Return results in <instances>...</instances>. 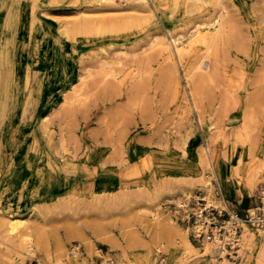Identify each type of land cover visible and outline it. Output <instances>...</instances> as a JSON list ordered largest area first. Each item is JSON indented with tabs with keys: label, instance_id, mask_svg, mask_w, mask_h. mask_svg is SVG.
I'll return each mask as SVG.
<instances>
[{
	"label": "rangeland",
	"instance_id": "374dc122",
	"mask_svg": "<svg viewBox=\"0 0 264 264\" xmlns=\"http://www.w3.org/2000/svg\"><path fill=\"white\" fill-rule=\"evenodd\" d=\"M27 3L38 59L29 64L27 32L24 49L14 45L16 111L0 114L5 160L16 159L0 189V264H229L214 244L207 252L208 241L190 238L177 202L196 189L216 201L204 186L222 190L220 160L228 174L238 166L234 182L250 186L253 199L264 187V175L250 179L264 150V0ZM221 14L225 42L192 76L206 46L190 47V36ZM175 42L187 49L178 53ZM38 86L43 95L17 126L21 95ZM242 225L239 251L257 243L264 258L260 234Z\"/></svg>",
	"mask_w": 264,
	"mask_h": 264
},
{
	"label": "crops",
	"instance_id": "0c3cea01",
	"mask_svg": "<svg viewBox=\"0 0 264 264\" xmlns=\"http://www.w3.org/2000/svg\"><path fill=\"white\" fill-rule=\"evenodd\" d=\"M28 1L29 0H2V1H0V50H1V44L3 41V33L2 32H3V29L5 27V23L8 20L10 15H14L17 12L18 18L21 21L20 24H22V27H20V29H19L18 36L16 38V42L18 43V46H21V49L23 50L24 49V47H23L24 34L27 32L29 33L31 41L28 43V46H26L25 50L27 48H29V50L30 49L33 50L32 55H30V57H29L30 63L29 62L28 63L29 64H35L37 62L38 56H36V51L34 50V48L32 49V45H30V44H34V42H35L34 39H35L36 35H39L37 33V29L39 28V25L37 24L35 29L32 30L28 26V24H26V22L23 20V18H25L27 15L30 18L34 16V13L32 12L31 5L27 3ZM21 65H23V64H21ZM0 76H1V78H0L1 82H3L1 73H0ZM17 77H18V75H17ZM17 80H19V77ZM2 87H3V84H2ZM44 91L45 90L41 86H38V88L35 91H32L33 93L32 92L29 93L30 96L27 97L26 101L24 100L25 96L23 94L21 95V105H20V108L18 110V115L21 116V121L17 126L22 127L25 124L24 115L26 114L28 104L31 102V100L35 99V97L40 99V97L43 95ZM17 92H20V91H17ZM0 96L3 97V103L1 104V107H0V114L5 115V113H8V115L12 116L14 111H12V109L10 108L11 103H9V100H8L6 94L4 93L3 89L0 93ZM14 96H15V98L19 97L17 93H15ZM56 96H58V95H56V93H53L51 95L50 99H54ZM60 102L61 101H56V103H60ZM2 126L3 125H1V122H0V130L3 129ZM17 126H15L13 129L15 130ZM12 131H11L10 135H6V137H8L7 140H6V138L3 139L4 142L6 141L5 142L6 144L8 143L7 141L10 142V137L12 135ZM23 137H25V136H23ZM2 143H3L2 137H0V161L1 160L3 161V163L0 164V167H2V166L7 167L4 175L0 179V189L4 187L5 181L9 178L10 173L13 170V166L15 163L14 161L16 160L14 158V161H11L10 163L6 162L5 159L7 157H6V154L3 152L2 146L4 144H2ZM8 145H10V144L8 143ZM260 152L258 153V157L255 160V163L253 165L251 178H250L251 180L253 179L254 185L257 183H261L263 181V177H262L263 173L261 172V167L264 165V150L261 153ZM20 159H21V156L19 157V160ZM62 166H64L65 169H66V167H69L67 165H62ZM65 169H63L64 172H67ZM212 169H213V164L211 162V170ZM237 169H238V166L235 165L234 169L233 170L231 169L230 174H228L226 162L220 160L217 164L216 173L218 174V177L221 180L222 191L224 192V196L226 198L228 196L229 197L228 199L231 201V205L233 204V207L242 214V213H244L245 209L250 204L253 203L254 199L251 196V191H252L251 189L252 188L250 186H248L245 182H240V183L234 182L235 180H237L236 177L234 176L237 173ZM39 170H42V169L36 168L37 173ZM44 174H46V173H44V170H43L42 174L38 173L39 178L43 177ZM71 174H73V173L72 172L68 173V175H71ZM56 176H58V175H56ZM48 177H53V175L49 174ZM54 177H55V175H54ZM201 177L202 176H199L197 178H184V179H189V180L193 179V180L197 181V180L201 179ZM179 178H182V177H179ZM190 182H192V181H189V183ZM194 184H197V183H194ZM94 188L101 190L102 189V183L100 181H98L97 184L94 186ZM188 188H190V187H185V188H183V190L184 189L187 190ZM195 188H199V186L195 185ZM183 190L181 192H183ZM196 248H198V247H196ZM237 256L240 258L238 264H253V263L264 264V258L260 254L259 245L257 243H254L251 247L243 248L241 251H239V254ZM204 260H206V262H209L210 258H207V259L205 258Z\"/></svg>",
	"mask_w": 264,
	"mask_h": 264
},
{
	"label": "built area",
	"instance_id": "2783aa9c",
	"mask_svg": "<svg viewBox=\"0 0 264 264\" xmlns=\"http://www.w3.org/2000/svg\"><path fill=\"white\" fill-rule=\"evenodd\" d=\"M213 199L208 201L201 189L183 194L177 202L179 218L190 225V238L199 242L204 239L214 244L215 254L224 252L229 264H233L240 245L243 223L259 231L264 240V187L256 194L253 203L240 213L215 184Z\"/></svg>",
	"mask_w": 264,
	"mask_h": 264
},
{
	"label": "bare ground",
	"instance_id": "6f19581e",
	"mask_svg": "<svg viewBox=\"0 0 264 264\" xmlns=\"http://www.w3.org/2000/svg\"><path fill=\"white\" fill-rule=\"evenodd\" d=\"M106 1L107 0H96V3L99 5V4H101L103 2H106ZM194 1H199V0H194ZM224 17L225 16L222 15V14L219 15L218 17H216L215 19H213L212 22H210L209 24H207V26H205V28H201L199 26H196L193 34H191L190 39L188 41L190 47H191V45L195 44L196 42H202L206 46L205 52L202 53L199 62L196 64V66L193 69L194 71L193 70L191 71V75L192 76H194L193 74L196 73L195 70H199L200 66H202L203 63L208 64V62L210 61V58L212 56H214L215 53H216L215 50H216L217 45L218 44H221L226 39L225 34H226V25L227 24H225L226 22L224 23V21L226 20V19L224 20ZM228 20H229V18H228ZM18 22H19V18H18V13L16 12L14 15H10L9 18H8V20L5 23V30H4V35L6 37L5 38V41H4L5 42V47H4L5 53H3V55H2L1 69H0V71H1L0 73L2 74V79H3V82H2L3 87H2V89H3L4 93L7 96L8 100H9V103H11L10 104V108L12 109V111H14L16 109L17 98H15L14 95L19 90V87H20L19 84L16 83V80L18 79V77H17V71H16L15 66H13V62H14V60H13V58H14V45L16 43V36H17V33H18ZM228 23H230V22H228ZM82 26L85 27L84 25H82ZM101 29H102L101 26H99L96 31L100 33V30ZM64 33H66V32L64 31ZM163 42L164 41H162V43ZM2 43H3V41H2ZM182 45L183 46H180V43L179 42H175V45L174 46H175L176 51L178 53L179 52H183V50L187 49V46H184L183 43H182ZM169 46L170 45H168V43L167 44L165 43L163 49L165 51H168L169 48H170ZM20 90H21V88H20ZM76 90H77V86L75 85L72 88V91L75 92ZM261 172L264 175V165L261 167ZM204 188H205V190L208 193L209 192L211 193L212 184L211 183H206V185L204 186ZM15 225H16V223H11L10 224V230H13L14 227H15ZM18 225H20V224H18ZM253 229H255V228H253ZM253 229H251V228L249 229V230H251V233H252ZM242 230H243V228H242ZM255 230L259 233V231L257 229H255ZM241 233H242V231H241ZM253 233L255 235H257L254 231H253ZM244 234H246V233H244ZM260 238L262 239L261 236H260ZM25 240H27V239H25ZM202 240H204V239H201L199 241H202ZM261 242L264 245V240L263 239L261 240ZM212 244L213 243L212 242L210 243V241L206 242V245H203L204 246V249L207 250V252L208 251L210 252L211 251V245ZM240 245H241V240H240ZM240 245H239V248H240ZM239 248H238V250H239ZM223 253L224 252H221L220 254L223 255ZM217 257H220V255L217 256Z\"/></svg>",
	"mask_w": 264,
	"mask_h": 264
}]
</instances>
